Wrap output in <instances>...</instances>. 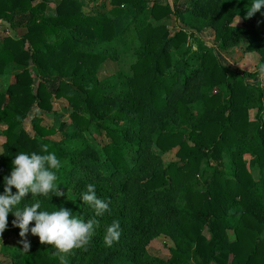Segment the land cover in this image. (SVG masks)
I'll use <instances>...</instances> for the list:
<instances>
[{"label":"trees","instance_id":"16d2710c","mask_svg":"<svg viewBox=\"0 0 264 264\" xmlns=\"http://www.w3.org/2000/svg\"><path fill=\"white\" fill-rule=\"evenodd\" d=\"M174 1L111 0L114 17L127 7L136 10L122 38L134 29L142 49L129 73L101 78L111 63L106 46L121 39L108 13L87 0H0V21L20 34L0 44V76L15 73L7 89L0 85V193L15 156L43 154L47 145L63 162L58 184L64 195L36 197L43 208L92 218L94 210L80 199L92 183L110 201L100 224L121 225L115 250L99 254L96 264H190L195 257L203 264H228L231 257L233 264H264V90L252 82L254 73L226 64L234 51L258 54L264 63V31L235 25L249 0ZM185 13H196L201 29L217 32L216 50L199 40V27L169 34L171 18L180 21ZM53 100L73 109L72 149L43 125ZM30 119L33 134L24 127ZM87 134L105 138L101 152ZM154 147L178 149L177 160L167 163ZM248 155L257 158L255 172L247 167ZM14 219L10 213L7 229L17 238L15 248H6L11 264H61L55 247L38 236L24 252ZM161 234L176 244L170 259L145 257L149 241ZM97 250L95 243L83 244L64 254V264H85Z\"/></svg>","mask_w":264,"mask_h":264},{"label":"rangeland","instance_id":"374dc122","mask_svg":"<svg viewBox=\"0 0 264 264\" xmlns=\"http://www.w3.org/2000/svg\"><path fill=\"white\" fill-rule=\"evenodd\" d=\"M145 2H151L153 0H143ZM167 2L174 3V0H166ZM90 4V7L95 10H99L102 12L108 13L111 18L115 20L117 35L120 36L121 39L116 41L115 44L106 46V52L111 57V63L105 67H103L101 71V78H105L107 76H113L114 74L129 73L130 65L132 62H136L138 59V52L142 49L141 44L139 43L137 37L135 36V30L131 31V35L128 37H123L122 35L128 34V28L133 21L136 19L137 13L133 7H127L123 14L114 17L112 15V10L114 7L111 5V0H87ZM196 13H185L184 17L177 21L176 17L171 18V26H170V35L176 34L180 30L186 28H196L199 27V32H195L198 36L199 40L204 42L205 45L209 49H217V32L211 28L201 29L196 18L194 17ZM246 12L240 11L237 19L235 21L236 26H242L247 29H255L259 32L264 31V9L258 17L245 18ZM197 29H195L196 31ZM20 34H17L13 30L10 29L9 25L3 21H0V44L2 41L8 37H16ZM197 40H192L190 44L191 56H195L198 52L199 47ZM175 59H179V54L175 52ZM114 57V59H113ZM226 64L229 66H234L241 70L252 72L256 75V77L252 80L253 83L259 84L264 90V77H261L258 74V66L264 65L261 62V57L258 54H247L241 55L239 52L234 51L231 55L226 57ZM192 68L195 69L199 66L198 62L193 61L191 64ZM14 75L15 73L12 70H8L7 74L4 76H0V85L7 89L8 86L14 83ZM119 83V81H118ZM54 111L51 114L45 115L43 117V125L47 128H53L56 130L57 134L53 137V139L57 142H63L64 146L69 149L74 148L75 140L77 138L76 128L72 124L71 115L73 113V109L69 105L66 100H53ZM32 118V117H31ZM25 129L33 134L31 119L24 125ZM186 130V129H182ZM187 131V130H186ZM188 132V131H187ZM86 139L90 142L91 146H93L98 152H101V147L104 144L105 138H96L91 137L89 134L86 135ZM5 139L0 131V155L3 152V143ZM154 151L163 156L164 160L169 162H174L177 160L176 153L178 149H174L168 153H164L158 150L156 147L153 148ZM136 158V154L132 153L128 159L131 161ZM245 161L248 169L251 172H255L256 170V161L257 158L251 155L245 157ZM2 193V192H1ZM111 222L103 221L100 224V227L96 229L95 234L89 239L84 245L94 244L97 246V251L95 254L91 255L85 262V264H96L98 261L99 254H103L107 256L112 250H115V246H107L104 243V234L105 229ZM229 239L230 241L235 240L236 236L233 231H229ZM203 235L211 240L212 235L209 229H205L203 231ZM96 237L100 238V241L96 240ZM28 242H32L35 239V236L29 233L27 235ZM17 246V238L11 235L6 228L3 233H0V264H11L10 251L7 252L6 248H15ZM176 247V244L172 238L167 235H158L153 237L148 245L145 248V257L150 258L154 261H167L171 257V250ZM20 252V251H19ZM24 252L19 253V255H23ZM144 257V258H145ZM203 260L198 257H195V260H192L190 264H203ZM145 260H141V264H145ZM119 264V263H118ZM134 264V263H133ZM228 264L232 263V257L230 258Z\"/></svg>","mask_w":264,"mask_h":264},{"label":"clouds","instance_id":"9594fccd","mask_svg":"<svg viewBox=\"0 0 264 264\" xmlns=\"http://www.w3.org/2000/svg\"><path fill=\"white\" fill-rule=\"evenodd\" d=\"M246 9L245 18H251L264 9V0H249ZM257 71L264 77V65L258 66ZM42 153L20 152L13 159L10 173L4 177V191L0 193V233L8 227L11 213L15 217L13 225L21 230L19 234L23 238L24 252L30 248L27 240L30 231L39 237L42 244L54 246L61 264H64V254L80 247L95 234L100 227L97 218L109 211L110 201L99 197L96 185L89 183L80 199L94 210L92 218L85 220L64 207L45 210L42 201L35 198H47L50 194L51 198L64 195L58 184V172L63 162L54 151H49L47 145L43 146ZM29 194L34 202L24 203ZM120 235L121 225L119 221H113L105 229L104 243L111 246L119 240Z\"/></svg>","mask_w":264,"mask_h":264}]
</instances>
